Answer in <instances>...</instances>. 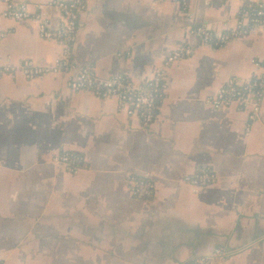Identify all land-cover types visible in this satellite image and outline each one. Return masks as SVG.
<instances>
[{
	"label": "crops",
	"instance_id": "obj_1",
	"mask_svg": "<svg viewBox=\"0 0 264 264\" xmlns=\"http://www.w3.org/2000/svg\"><path fill=\"white\" fill-rule=\"evenodd\" d=\"M52 0H20L29 10ZM70 1V0H55ZM75 46L77 69L105 81L151 80L176 48L197 47L166 72L167 100L152 131L118 115L113 100L72 93L69 76L27 82L0 78V259L5 264H183L216 247L217 264H264V101L249 132L246 115L211 110L205 100L230 77L264 79V37L221 48L197 46L190 29L232 27L242 6L264 0H189V17L172 1L86 0ZM52 27L58 16L49 10ZM0 64L50 67L62 46L43 41L33 23L2 17ZM74 73H72L73 75ZM63 149L84 157L68 175L52 163ZM210 168V186L187 177ZM147 176L149 201L135 200L125 176Z\"/></svg>",
	"mask_w": 264,
	"mask_h": 264
},
{
	"label": "built area",
	"instance_id": "obj_2",
	"mask_svg": "<svg viewBox=\"0 0 264 264\" xmlns=\"http://www.w3.org/2000/svg\"><path fill=\"white\" fill-rule=\"evenodd\" d=\"M155 3L172 1L179 5L181 16L189 17V0H153ZM2 17L13 23H33L38 28V34L43 41L56 42L62 46L61 57L50 67H42L29 60L6 62L0 64V78L15 80L21 78L27 82L39 80L49 75L69 76L65 87L68 91L78 94L87 92L99 100H113L118 115L128 120L137 121L147 131H152L161 107L167 100L166 72L173 65L194 56L197 47L191 44L180 46L166 56L155 69L151 80L144 84H135L124 76L99 81L91 66L77 69L74 53L80 31L81 16L88 12L86 0H70L49 2L46 8L29 10L20 0H1ZM49 10L58 16V24L52 27V17ZM192 40L197 46L221 48L234 40L249 36L264 37V4L242 6L232 27L225 26L222 31H212L206 26H194L190 29ZM7 36L0 33V39ZM251 66L262 67L263 61H251ZM72 73H74L72 75ZM264 101V79L252 77L247 82L237 78H228L213 96L205 100V104L213 111L234 109L246 115V129L249 132L257 124ZM52 163L68 175H77L85 171L83 156L70 150L57 152ZM210 168H202L198 175L187 177L184 183L194 190L210 186L214 181ZM130 196L142 200L154 196V185L147 177H139L135 173L125 176ZM229 252L223 247H216L209 255L194 258L183 264H217L225 261ZM0 264H5L0 259Z\"/></svg>",
	"mask_w": 264,
	"mask_h": 264
},
{
	"label": "trees",
	"instance_id": "obj_3",
	"mask_svg": "<svg viewBox=\"0 0 264 264\" xmlns=\"http://www.w3.org/2000/svg\"><path fill=\"white\" fill-rule=\"evenodd\" d=\"M244 7H248V6H244ZM152 198H153V196L150 197V198H144V199H142V201H149V200H151Z\"/></svg>",
	"mask_w": 264,
	"mask_h": 264
},
{
	"label": "rangeland",
	"instance_id": "obj_4",
	"mask_svg": "<svg viewBox=\"0 0 264 264\" xmlns=\"http://www.w3.org/2000/svg\"><path fill=\"white\" fill-rule=\"evenodd\" d=\"M261 4H263V3H261ZM228 251V250H227Z\"/></svg>",
	"mask_w": 264,
	"mask_h": 264
}]
</instances>
